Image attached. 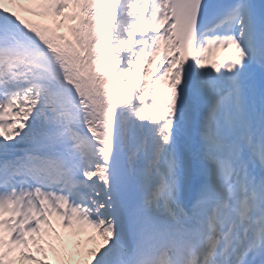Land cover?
Listing matches in <instances>:
<instances>
[{
    "label": "snow or ice",
    "instance_id": "snow-or-ice-1",
    "mask_svg": "<svg viewBox=\"0 0 264 264\" xmlns=\"http://www.w3.org/2000/svg\"><path fill=\"white\" fill-rule=\"evenodd\" d=\"M0 264H264V0H0Z\"/></svg>",
    "mask_w": 264,
    "mask_h": 264
}]
</instances>
